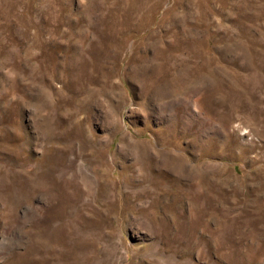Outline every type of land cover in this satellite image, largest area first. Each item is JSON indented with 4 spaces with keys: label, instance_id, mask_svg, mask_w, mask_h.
I'll return each instance as SVG.
<instances>
[{
    "label": "rangeland",
    "instance_id": "1",
    "mask_svg": "<svg viewBox=\"0 0 264 264\" xmlns=\"http://www.w3.org/2000/svg\"><path fill=\"white\" fill-rule=\"evenodd\" d=\"M0 264H264V0H0Z\"/></svg>",
    "mask_w": 264,
    "mask_h": 264
},
{
    "label": "bare ground",
    "instance_id": "2",
    "mask_svg": "<svg viewBox=\"0 0 264 264\" xmlns=\"http://www.w3.org/2000/svg\"><path fill=\"white\" fill-rule=\"evenodd\" d=\"M83 178H84V180H83V181H84V182H85V184H86L88 179H87V177H86V176H83ZM88 183H89V182H88Z\"/></svg>",
    "mask_w": 264,
    "mask_h": 264
}]
</instances>
